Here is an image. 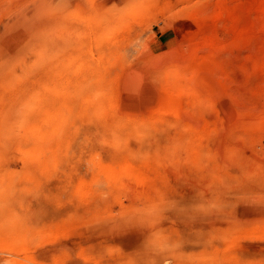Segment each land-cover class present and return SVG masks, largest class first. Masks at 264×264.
Masks as SVG:
<instances>
[{
    "label": "rangeland",
    "instance_id": "obj_1",
    "mask_svg": "<svg viewBox=\"0 0 264 264\" xmlns=\"http://www.w3.org/2000/svg\"><path fill=\"white\" fill-rule=\"evenodd\" d=\"M0 264H264V0H0Z\"/></svg>",
    "mask_w": 264,
    "mask_h": 264
},
{
    "label": "bare ground",
    "instance_id": "obj_2",
    "mask_svg": "<svg viewBox=\"0 0 264 264\" xmlns=\"http://www.w3.org/2000/svg\"><path fill=\"white\" fill-rule=\"evenodd\" d=\"M56 16V15H55ZM124 22V21H123ZM154 22V21H153ZM59 26V25H58ZM53 27L51 26H46L45 28L43 29H40L36 30V41L35 44H34V48H33V51L31 52L32 53V59H34L33 61H35V58L34 57H39L41 60H38L36 61V63H43L45 61V55L42 56V54H44L45 52L48 53V52H51L52 53V50H53V46H54V42H52L51 40H49L45 35H46V32L48 30H51ZM35 40V39H34ZM41 53V54H40ZM160 53V52H159ZM29 56V55H28ZM29 57V58H30ZM78 60V59H77ZM25 62V61H24ZM82 62V61H80ZM80 62H78L79 64H81ZM26 63V62H25ZM21 64V63H20ZM74 65V64H73ZM82 65V64H81ZM83 66V65H82ZM77 68V66H75ZM79 70L77 72L80 71V67H78ZM81 71H82V68H81ZM80 71V72H81ZM85 72V70H84ZM52 116L49 112H47L46 114H44V122H47V120L51 119ZM48 123V122H47ZM123 168L125 170H128V166H127V169L125 167H122V169L120 170V173L121 171L123 170ZM107 170V169H106ZM110 170V169H109ZM130 170V168H129ZM108 171V170H107ZM132 171V170H131ZM110 172V171H109ZM113 172V171H112ZM130 172V171H129ZM133 172V171H132ZM128 173V172H124V173H121L120 175H116L115 173H113V175H109L111 176V180H113L115 183L116 182H120V183H129L130 181H139V177L134 175L133 173ZM136 172V171H135ZM119 173V172H118ZM115 174V175H114ZM137 174V173H136ZM107 176H108V173H107ZM142 181V180H141ZM112 183V182H111ZM140 183V182H139ZM126 186V184H125ZM129 185H127L126 187H128ZM144 187V186H143ZM29 260V259H28Z\"/></svg>",
    "mask_w": 264,
    "mask_h": 264
}]
</instances>
